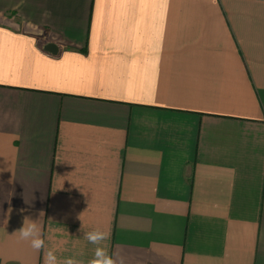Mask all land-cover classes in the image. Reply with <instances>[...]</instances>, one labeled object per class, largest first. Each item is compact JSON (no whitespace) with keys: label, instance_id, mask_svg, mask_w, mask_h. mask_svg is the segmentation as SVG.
Returning a JSON list of instances; mask_svg holds the SVG:
<instances>
[{"label":"crops","instance_id":"0c3cea01","mask_svg":"<svg viewBox=\"0 0 264 264\" xmlns=\"http://www.w3.org/2000/svg\"><path fill=\"white\" fill-rule=\"evenodd\" d=\"M25 216L60 259L264 264V0H0V264H44Z\"/></svg>","mask_w":264,"mask_h":264},{"label":"clouds","instance_id":"9594fccd","mask_svg":"<svg viewBox=\"0 0 264 264\" xmlns=\"http://www.w3.org/2000/svg\"><path fill=\"white\" fill-rule=\"evenodd\" d=\"M44 212L39 213V217H43ZM40 218L33 220L29 216H25L22 226L14 232L13 235H18L19 240L27 242L30 247L37 253L44 252V264H85L82 258H77V255L83 257V253L65 257L60 259L56 254V249L48 248L46 238L43 232V225ZM50 222H52L49 219ZM49 233L55 230L49 227ZM51 239V236L47 237ZM83 239L89 244L94 245V252L91 259L87 260L86 264H117V259L109 254L111 233L100 229H93L83 234ZM120 264H123L122 260Z\"/></svg>","mask_w":264,"mask_h":264},{"label":"water","instance_id":"95a60500","mask_svg":"<svg viewBox=\"0 0 264 264\" xmlns=\"http://www.w3.org/2000/svg\"><path fill=\"white\" fill-rule=\"evenodd\" d=\"M44 50L51 53V54H56L58 51V48L56 45L49 43V44L45 45Z\"/></svg>","mask_w":264,"mask_h":264}]
</instances>
